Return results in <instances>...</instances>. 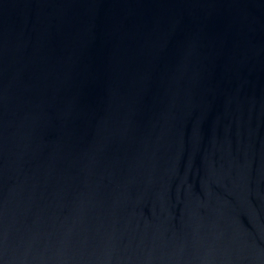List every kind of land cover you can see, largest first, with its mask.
Masks as SVG:
<instances>
[{
  "label": "water",
  "instance_id": "1",
  "mask_svg": "<svg viewBox=\"0 0 264 264\" xmlns=\"http://www.w3.org/2000/svg\"><path fill=\"white\" fill-rule=\"evenodd\" d=\"M0 264H264V0H0Z\"/></svg>",
  "mask_w": 264,
  "mask_h": 264
}]
</instances>
